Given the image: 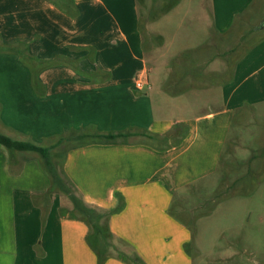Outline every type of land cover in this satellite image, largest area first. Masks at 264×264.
Segmentation results:
<instances>
[{
  "label": "crops",
  "instance_id": "0c3cea01",
  "mask_svg": "<svg viewBox=\"0 0 264 264\" xmlns=\"http://www.w3.org/2000/svg\"><path fill=\"white\" fill-rule=\"evenodd\" d=\"M70 1L74 15L55 0H0V44H25L51 63L33 70L19 56L0 53V132L46 147L71 131L134 134L125 143L71 148L55 159L57 168L89 207L121 208L110 231L124 252L145 264H195L193 231L173 209L206 189L233 126L264 117V38L232 71L216 60L208 73L196 69V60L182 61L195 46L174 48L165 39L147 51L138 0ZM254 2L214 1L208 28L217 40L200 44L223 50ZM139 80L149 87L137 90ZM177 125L180 131L164 142L143 136L164 137ZM51 187L38 154L11 157L0 145V264H98L87 224L67 215L71 200Z\"/></svg>",
  "mask_w": 264,
  "mask_h": 264
},
{
  "label": "rangeland",
  "instance_id": "374dc122",
  "mask_svg": "<svg viewBox=\"0 0 264 264\" xmlns=\"http://www.w3.org/2000/svg\"><path fill=\"white\" fill-rule=\"evenodd\" d=\"M174 1L138 0L148 52L159 50L167 39L174 48L195 46L196 50L182 59L187 66L196 60L201 66L196 69L209 73L217 60L232 71L237 60L264 38V28L259 29L264 20V0H255L225 38L223 60L219 56L223 50L200 44L217 40L208 28L209 10L214 1L220 0ZM229 1L236 7V0ZM200 82L209 84L210 79L201 78ZM203 108L200 105L196 110L199 113ZM189 197L191 205L182 204L173 210L193 231L189 252L195 264H264V117L259 114L247 125L233 126L218 172L206 189Z\"/></svg>",
  "mask_w": 264,
  "mask_h": 264
},
{
  "label": "trees",
  "instance_id": "16d2710c",
  "mask_svg": "<svg viewBox=\"0 0 264 264\" xmlns=\"http://www.w3.org/2000/svg\"><path fill=\"white\" fill-rule=\"evenodd\" d=\"M179 1V0H178ZM175 0L174 4H178ZM55 3L67 14L74 15L76 12L73 2L70 0H55ZM0 53H9L17 55L21 60L34 70V65L51 64L41 62L34 58L28 51L25 44L8 46L0 44ZM36 82V77H35ZM180 125H177L175 132L164 137H157L150 133H143L148 139L155 141H167L169 137L175 136L180 131ZM132 133H111L90 134L86 131H71L59 137L56 143L51 147L41 146L30 141H20L8 137L0 132V145L5 147L11 157L16 152H31L38 154L44 164L46 173L49 175L52 187L51 190H58L69 197L73 204L71 210L66 211L71 219H76L87 224L89 233L87 241L97 255L98 264H105L109 259L117 258L126 264H145L138 255H130L124 252L113 241V235L110 231V219L117 210H97L89 207L79 196L74 186L64 179V172L59 171L55 159L64 158L66 151L71 148L82 147L89 144H108V143H125L131 137ZM162 139V140H161Z\"/></svg>",
  "mask_w": 264,
  "mask_h": 264
},
{
  "label": "built area",
  "instance_id": "2783aa9c",
  "mask_svg": "<svg viewBox=\"0 0 264 264\" xmlns=\"http://www.w3.org/2000/svg\"><path fill=\"white\" fill-rule=\"evenodd\" d=\"M135 86H136L137 90H141V91L144 90L146 87L147 88L149 87V85L147 83H144L141 80L137 81Z\"/></svg>",
  "mask_w": 264,
  "mask_h": 264
},
{
  "label": "water",
  "instance_id": "95a60500",
  "mask_svg": "<svg viewBox=\"0 0 264 264\" xmlns=\"http://www.w3.org/2000/svg\"><path fill=\"white\" fill-rule=\"evenodd\" d=\"M263 28H264V20H263V22L261 23L259 29H263Z\"/></svg>",
  "mask_w": 264,
  "mask_h": 264
}]
</instances>
